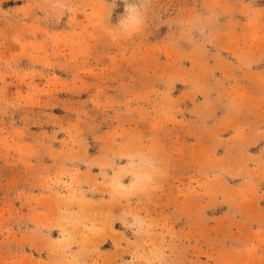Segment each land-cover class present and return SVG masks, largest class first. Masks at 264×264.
Returning <instances> with one entry per match:
<instances>
[{"label": "rangeland", "instance_id": "rangeland-1", "mask_svg": "<svg viewBox=\"0 0 264 264\" xmlns=\"http://www.w3.org/2000/svg\"><path fill=\"white\" fill-rule=\"evenodd\" d=\"M0 0V264H264V0Z\"/></svg>", "mask_w": 264, "mask_h": 264}, {"label": "clouds", "instance_id": "clouds-1", "mask_svg": "<svg viewBox=\"0 0 264 264\" xmlns=\"http://www.w3.org/2000/svg\"><path fill=\"white\" fill-rule=\"evenodd\" d=\"M117 0H113L115 5ZM124 12L118 20V26L129 33L138 30L144 22L151 0H123Z\"/></svg>", "mask_w": 264, "mask_h": 264}]
</instances>
